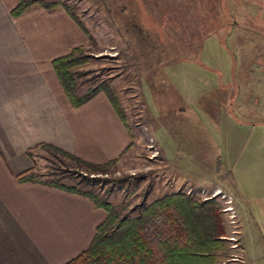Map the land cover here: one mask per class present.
I'll list each match as a JSON object with an SVG mask.
<instances>
[{
  "label": "rangeland",
  "instance_id": "1",
  "mask_svg": "<svg viewBox=\"0 0 264 264\" xmlns=\"http://www.w3.org/2000/svg\"><path fill=\"white\" fill-rule=\"evenodd\" d=\"M59 1L93 39L83 46L91 58L78 67L82 74L75 94L107 83L119 99L131 145L105 174H89L107 181L87 182L81 166L39 147L31 151L34 174L46 179L62 171L61 182L82 184L114 205L119 216L132 215L139 204L167 193L215 194L219 206L233 212L229 222L230 212L221 211L230 247L217 255L215 264H264L263 213L252 204L248 184L243 190L235 185L238 171L227 166L233 149L226 150L224 136L197 102L204 90L203 44L226 36L219 30L222 20L233 30L250 22L259 34L255 38L264 39V0ZM233 52V59L238 58ZM256 58L253 72L263 90L264 51ZM214 185L229 187L234 198Z\"/></svg>",
  "mask_w": 264,
  "mask_h": 264
},
{
  "label": "crops",
  "instance_id": "2",
  "mask_svg": "<svg viewBox=\"0 0 264 264\" xmlns=\"http://www.w3.org/2000/svg\"><path fill=\"white\" fill-rule=\"evenodd\" d=\"M17 3L0 0V264H64L87 247L104 212L81 195L18 180L34 168L26 151L49 144L104 163L130 139L102 93L72 108L51 67L52 59L86 46L78 26L59 8L32 5L12 16ZM222 23L226 36L203 44L204 90L197 102L226 150L233 149L227 166L238 171L235 185L243 190L248 184L264 216V89L253 72L264 39L255 38L250 22L235 31ZM213 187L234 198L229 187Z\"/></svg>",
  "mask_w": 264,
  "mask_h": 264
},
{
  "label": "trees",
  "instance_id": "3",
  "mask_svg": "<svg viewBox=\"0 0 264 264\" xmlns=\"http://www.w3.org/2000/svg\"><path fill=\"white\" fill-rule=\"evenodd\" d=\"M32 5L62 9L87 41H93L71 8L59 0H18L10 13L17 16ZM90 58L86 47L76 46L67 54L52 59L51 67L72 108L102 93L128 131L117 94L107 83L100 81L87 87L81 94H75L77 77L82 74L78 67L87 64ZM130 145L129 141L117 157L104 163L87 162L49 144H38L36 147L81 166L84 169L82 179L95 184L107 181V178L89 174H105ZM26 153L32 159L31 150ZM57 173L51 174L50 178L40 179L30 168L17 175V179L35 181L81 195L90 200L94 208L104 212L87 247L64 264H215L217 255L229 248L221 218L222 207L215 201L217 195L201 198L176 191L139 204L132 215L119 216L114 205L104 198L98 197L90 189H84L82 184L61 182L60 178L66 175L62 171Z\"/></svg>",
  "mask_w": 264,
  "mask_h": 264
},
{
  "label": "built area",
  "instance_id": "4",
  "mask_svg": "<svg viewBox=\"0 0 264 264\" xmlns=\"http://www.w3.org/2000/svg\"><path fill=\"white\" fill-rule=\"evenodd\" d=\"M215 195V194H214ZM213 195V196H214ZM225 209V210H224ZM221 211L223 212V211H229L230 212V214L227 216V218H229V222H231V221H233V220H231V219H233V212H231L232 210H231V208H228V209H226L225 207H223L222 209H221ZM227 239H228V237H226ZM233 245H231V247H232ZM229 247H230V245H229Z\"/></svg>",
  "mask_w": 264,
  "mask_h": 264
},
{
  "label": "bare ground",
  "instance_id": "5",
  "mask_svg": "<svg viewBox=\"0 0 264 264\" xmlns=\"http://www.w3.org/2000/svg\"><path fill=\"white\" fill-rule=\"evenodd\" d=\"M219 192H220V190H219Z\"/></svg>",
  "mask_w": 264,
  "mask_h": 264
}]
</instances>
